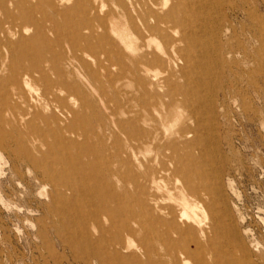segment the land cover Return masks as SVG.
Returning <instances> with one entry per match:
<instances>
[{"label":"rangeland","instance_id":"1","mask_svg":"<svg viewBox=\"0 0 264 264\" xmlns=\"http://www.w3.org/2000/svg\"><path fill=\"white\" fill-rule=\"evenodd\" d=\"M143 1L0 8V264H264V0H215L184 64Z\"/></svg>","mask_w":264,"mask_h":264},{"label":"bare ground","instance_id":"2","mask_svg":"<svg viewBox=\"0 0 264 264\" xmlns=\"http://www.w3.org/2000/svg\"><path fill=\"white\" fill-rule=\"evenodd\" d=\"M12 3L13 0H0V8H2L4 12H7L9 6ZM142 6L144 12L139 16L141 30L140 35L142 37H149L151 39L166 38L168 37V33L171 31L180 33L179 37L170 39V44L173 47V51L167 53V61L169 60L173 64H177L178 61H180L184 64L189 62L192 58L195 59L197 56L200 57L203 55L200 50L205 48L207 49L208 45L206 41L204 42L202 37L204 36L207 24L210 21L208 20L209 11L211 13L212 9L216 8L215 0H210V2L206 4L201 3V0H185L184 3L175 2L170 6V8L166 12H164V14H159L156 8V0H144L142 2ZM180 9L182 11L189 12L190 15L185 16ZM204 9L207 10V12H205L206 16L202 15ZM208 31H206V33H208ZM209 32L211 33V30ZM178 42H181L185 45L190 44L192 48V54L188 55L180 51L179 48H174L175 46H178ZM143 53L146 62H150V60L152 59L161 62V58L160 56H157V54H154L153 52L147 50H145ZM143 70L145 72H149V68L146 66V64H143ZM192 118L197 119L195 113H193ZM174 169L175 166L173 167L171 173L174 171ZM168 171V168L162 167L160 170L157 171V173H162L161 177L164 179L168 175ZM178 182L179 179H175L173 188L176 189L180 194V203L182 209L179 214V217L181 219H190V221L193 222V224L199 229V231H202V229L200 228L201 221L197 218L198 212L197 216L195 213V208L198 207V204L203 203L202 197L190 193V196H194V199L188 198L187 193H185L187 186L184 184L183 181H180L181 184H178ZM157 187L158 189H160L162 186L157 183ZM163 189H166V186H164Z\"/></svg>","mask_w":264,"mask_h":264}]
</instances>
